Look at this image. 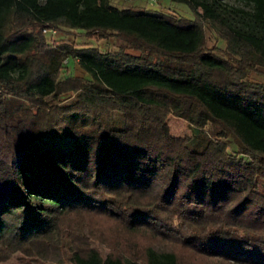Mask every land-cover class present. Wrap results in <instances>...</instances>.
<instances>
[{
    "label": "trees",
    "instance_id": "1",
    "mask_svg": "<svg viewBox=\"0 0 264 264\" xmlns=\"http://www.w3.org/2000/svg\"><path fill=\"white\" fill-rule=\"evenodd\" d=\"M173 1L0 0V264H264V0Z\"/></svg>",
    "mask_w": 264,
    "mask_h": 264
},
{
    "label": "rangeland",
    "instance_id": "2",
    "mask_svg": "<svg viewBox=\"0 0 264 264\" xmlns=\"http://www.w3.org/2000/svg\"><path fill=\"white\" fill-rule=\"evenodd\" d=\"M228 3H234L233 0H227ZM112 3L117 5L118 7H126V6H147V7H155L166 12H173L178 15H187L191 16V12L186 4L182 2H177L173 0H112ZM206 34L208 37V44L211 45L215 43L221 47L224 46V40L219 38L216 35L215 27L210 25V23L206 24ZM65 27H61V29L55 31L52 35L48 34V40L55 39H68L70 41L75 42L78 45H97L101 49H116L120 46H125V41L118 37H108L101 39H93L87 38L84 34L81 33V29L74 30L73 34L65 33ZM127 52L138 53L136 50L126 48ZM69 66H67V70L65 73H71L78 76H86L88 74L83 71L80 66L77 64L76 59L72 57H68L66 62ZM260 69L264 70V67H260ZM248 78L255 81H263L264 82V73H258L254 70H250L248 73ZM72 94L71 91L62 94V97L65 98ZM166 122L170 127L171 134L173 135L175 141L180 144L184 138L189 137L192 134V127L187 124L186 120L181 117L174 116L169 113L166 118ZM231 150H233L231 145H228ZM8 264H19V262L10 261ZM56 264H64V263H56Z\"/></svg>",
    "mask_w": 264,
    "mask_h": 264
},
{
    "label": "built area",
    "instance_id": "3",
    "mask_svg": "<svg viewBox=\"0 0 264 264\" xmlns=\"http://www.w3.org/2000/svg\"><path fill=\"white\" fill-rule=\"evenodd\" d=\"M45 30V29H44ZM52 32H54L55 30L54 29H50Z\"/></svg>",
    "mask_w": 264,
    "mask_h": 264
}]
</instances>
